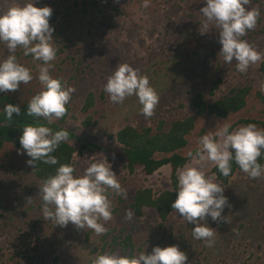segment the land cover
<instances>
[{
	"label": "rangeland",
	"instance_id": "1",
	"mask_svg": "<svg viewBox=\"0 0 264 264\" xmlns=\"http://www.w3.org/2000/svg\"><path fill=\"white\" fill-rule=\"evenodd\" d=\"M25 2L0 0V14ZM34 2L37 7L52 9L49 23L54 28L58 51L50 62V74L75 87L66 105L67 114L46 126L72 133L68 142L77 149V173H83L93 162V155L97 159L104 155L126 196L109 190L113 218L105 223L104 234L97 235L87 227L77 229L71 222L64 227L55 225L54 220L43 217L39 194L42 181L27 164L29 156L22 147L6 143L0 153V264H92L97 254H148L157 245H178L188 256L185 264H264V176L252 179L238 170L227 184L222 183L231 205L225 206L222 216L229 222L206 218L208 226L216 229V242L207 247L206 241L193 238L195 225L176 211L166 219L151 207H145L142 215L134 213L130 203L137 190L148 187L159 194L173 189L172 168L166 164L148 174L141 164L129 167L123 144L116 137L126 126L139 131L150 127L158 133L168 130L175 120L192 117L194 128L187 135V145L179 150L187 156L189 151H195L203 135L225 123L234 129L249 124L243 119H256L263 123L255 124L264 128V102L260 97L264 96V58L246 73L236 70L235 60L224 63L219 31L211 28L200 32L205 19L200 9L206 0H149L147 8L142 7L144 0ZM251 6L258 7L261 15L256 28L242 39L264 54V0H251ZM10 54L6 43L0 41V61ZM14 54L31 70L33 79L15 92L0 91V96L8 95L20 105L42 90L38 76L43 61L25 56L22 48ZM125 62L147 75L159 94V104L151 118L141 114L137 96L112 103L104 91L108 77ZM217 81L220 84L214 88ZM246 86L251 87L246 105L227 117L198 115L192 103L197 93L212 103ZM88 99L91 105L86 109ZM189 163L190 158L186 164ZM214 166L211 162L205 164L209 175L214 174ZM128 235L132 246L124 249L119 242Z\"/></svg>",
	"mask_w": 264,
	"mask_h": 264
},
{
	"label": "clouds",
	"instance_id": "2",
	"mask_svg": "<svg viewBox=\"0 0 264 264\" xmlns=\"http://www.w3.org/2000/svg\"><path fill=\"white\" fill-rule=\"evenodd\" d=\"M142 7H149V0H144ZM200 12L205 18L200 27L201 34L211 28L219 31L220 55L224 63L232 64L235 60L236 70L246 73L251 65L264 58V54L242 39L249 30L256 28L261 15L258 7L251 6V0H206ZM51 15V7H37L34 0L13 5L0 14V41L6 43L11 53L0 61V91L15 92L21 84H28L33 79L31 70L14 54L17 48H22L25 56L43 61L38 76L43 87L28 102L27 115L43 117L48 125L54 118L61 119L67 114L66 105L75 92L74 86L50 74L53 66L50 62L55 60L58 51L53 38L54 28L49 23ZM104 91L112 103H122L126 97L137 96L145 119L155 114L159 104V94L150 85L148 76L127 62L114 69ZM4 112L11 122L13 113L19 114L21 109L19 105L7 104ZM19 140L30 157L27 164L34 166L35 170L37 161L47 165L59 163L52 153L62 142L69 140V131H54L37 121L25 124ZM262 154L264 128L255 123L234 129L225 123L203 135L195 151L187 153L190 163L178 170V190L171 208L195 225L193 238L206 241V246L212 247L216 242V229L208 226L206 218L210 216L213 221L229 222L222 216L225 206L231 207L224 195V186L217 181L215 174H208L205 164L211 162L223 176H228L234 160L250 178L258 179L264 176V166L258 163ZM91 159L93 162L83 173L76 172L75 163H59L55 173L39 185V194L45 220H54L55 225L62 227L71 222L77 229L87 227L101 235L107 231L105 223L113 218L109 190L125 196L126 190L121 187L118 175L104 155L101 159L93 155ZM128 216L131 218L132 213L129 212ZM187 260L186 252L178 245H157L148 254L145 251L97 254L92 264H185Z\"/></svg>",
	"mask_w": 264,
	"mask_h": 264
},
{
	"label": "trees",
	"instance_id": "3",
	"mask_svg": "<svg viewBox=\"0 0 264 264\" xmlns=\"http://www.w3.org/2000/svg\"><path fill=\"white\" fill-rule=\"evenodd\" d=\"M219 84L220 81L215 82L214 88H217ZM249 90V87H243L234 91L231 95L217 99L212 103H207L203 94L197 93L192 103L196 107L198 115L207 113L209 115L215 114L220 117H227L229 113L239 111L246 105V97ZM260 97L264 102V96L260 94ZM28 102L25 101L19 105L8 95L0 96V153L6 143H13L21 147L19 138L25 124H34L37 121L45 124V126L48 124L43 117H30L27 115ZM7 104L19 105L21 109L19 114L13 113V120L11 122L7 120L4 112ZM90 105V100L88 99L84 106L87 109ZM242 121L263 123L258 122L256 119H243ZM85 124L87 125L88 123L85 122ZM193 128L194 119L187 117L173 121L171 127L163 132L153 133L150 127L139 131L132 126H126L116 133L117 140L123 144L124 155L128 159L129 167L133 168L135 164H141L148 174L154 173L166 164H170L172 168L173 189L164 190L159 194H155L153 189L148 187L137 190L130 203L136 215H142L145 207L156 209L162 219H166L171 212L175 211L171 208V204L177 195L178 170L189 160V157L180 154L179 150L187 145V135ZM52 129L56 131L62 128L53 126ZM71 135L72 133H69V136ZM82 146L84 147L85 145ZM76 152L77 149L71 143L65 141L59 145L52 155L57 157L59 163H74ZM157 154L163 155L157 156ZM59 163L57 165H47L42 161H37L34 172L43 182L48 176L55 173ZM258 163L264 166V154L258 158ZM231 164L232 171L228 176H223L216 166L212 168V172L216 175V178L223 184H227L231 177L238 170H241L234 160ZM32 167L34 168V166ZM119 243L126 249L132 246V237L128 235Z\"/></svg>",
	"mask_w": 264,
	"mask_h": 264
},
{
	"label": "bare ground",
	"instance_id": "4",
	"mask_svg": "<svg viewBox=\"0 0 264 264\" xmlns=\"http://www.w3.org/2000/svg\"><path fill=\"white\" fill-rule=\"evenodd\" d=\"M246 87H247V86H246ZM250 88H251V87H250ZM233 90H234V89H233ZM250 93H251V92H250ZM221 99H222V98H221ZM240 118H241V117H240ZM240 120H241V119H240ZM246 124H247V123H246ZM192 132H193V131H192ZM192 132H191V133H192Z\"/></svg>",
	"mask_w": 264,
	"mask_h": 264
}]
</instances>
